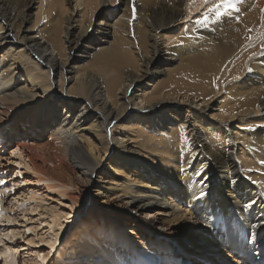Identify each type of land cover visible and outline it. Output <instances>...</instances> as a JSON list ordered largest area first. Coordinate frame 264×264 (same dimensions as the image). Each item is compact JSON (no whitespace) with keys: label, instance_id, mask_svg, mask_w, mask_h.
Here are the masks:
<instances>
[{"label":"bare ground","instance_id":"bare-ground-1","mask_svg":"<svg viewBox=\"0 0 264 264\" xmlns=\"http://www.w3.org/2000/svg\"><path fill=\"white\" fill-rule=\"evenodd\" d=\"M38 1L37 21L51 0ZM32 2L0 0V21L8 24L0 22V32L4 39L14 33L17 42L0 59V150L15 143L14 155L24 156L40 181L54 184L47 188L71 202L72 216L86 215L98 225L87 241L76 240L80 256L92 258L98 249L96 264H264L261 6L253 13L246 10L252 0H236L235 7L221 0H129L131 6L113 26L114 41L97 37L105 35L102 30L93 33L96 70L76 72L73 87L65 90L64 72L70 70L60 34L57 48L19 36L15 27ZM54 2L61 14L68 12L63 0ZM75 4L69 20L81 16L82 34L70 42L72 49L84 43L100 8L114 11L116 0ZM122 10L119 4L117 11ZM107 16L115 14L107 12L101 26ZM155 61L178 68H169L164 93L145 90L139 96L140 87H147L144 80L152 79L144 73ZM57 70L59 92L53 79ZM62 106L68 111L61 112ZM211 110L219 113L207 119ZM122 117L130 127L118 125ZM129 141L147 144L160 167L143 162V153L127 148ZM88 156L110 159L118 176L101 178L97 193L89 186L101 165L87 173L76 162ZM46 213L54 232L47 244L54 251L69 224L56 209ZM107 239L126 254L116 258L112 243L102 245ZM13 251L3 246L0 264H15Z\"/></svg>","mask_w":264,"mask_h":264},{"label":"rangeland","instance_id":"rangeland-1","mask_svg":"<svg viewBox=\"0 0 264 264\" xmlns=\"http://www.w3.org/2000/svg\"><path fill=\"white\" fill-rule=\"evenodd\" d=\"M63 1L64 9H66L68 12H66L64 15L61 14L58 9V4H55L54 0H51L50 3H47L43 6L41 19L39 17V21H37L39 1L33 0L32 5L29 8L22 10L21 19H18L15 22V27L19 31V36L27 35L29 38H33L35 41L42 43L43 45L48 42L57 47L55 39H58V36L56 35V33L60 34V41H62V43L64 44L65 53L67 54V65L69 64L67 69L70 70V72L68 73L64 72L67 81L65 84L66 90L73 87L75 80L72 81V79L76 76V72L80 71L81 73H93L96 70L95 66L97 65V63H95V56L97 55L99 48L91 44L92 39L96 37L93 35V33L102 30L103 34L105 35H97V37H105V39H109V42L114 41L111 36L113 34V26L115 23L119 24V22L124 17V13H126L127 7L131 5L129 0H116L115 10L112 8L114 11L105 7L100 8L99 13L96 14L95 18L92 21V31H90L88 36L83 39L84 43L77 49H72V45L70 44V42L77 36H80V33L82 34V31H80L79 28V20L81 16L79 17L77 15L74 16L72 20H69L70 12L73 9L72 7L76 5V0H70L69 4H67L66 0ZM188 3L189 1L185 2V4L181 6L186 7L188 6ZM259 3V0H252V6H250L246 10L257 13L258 11L253 9V7L261 6L260 10L263 13L264 6H262V3L259 5ZM50 4L52 6V9H48V6H50ZM119 4L122 6V11H117V6ZM53 8L55 9L54 11ZM107 12H111L112 14H115V16H107V24L104 23L101 26L104 17L107 15ZM185 13L186 10L184 8L183 14L180 16L176 24V33H178L180 26L184 23ZM247 13L250 14V12ZM0 22L4 27H8L7 22ZM12 35H14V33L11 34L8 39H4V33L0 32V59L4 56V53L7 52L10 47H12L13 44L15 45V43H17L16 39ZM108 46L109 45H107V47ZM180 53H184V51L179 52V54ZM187 58L188 56L184 55L181 61L184 62ZM154 66L155 67L150 71L145 73L143 72L144 75L152 74V79L147 78L144 80L145 83H147V87L145 88V85H142L140 87L141 91L138 92L137 95L140 96L145 90L149 93H164L165 90L168 89L169 85V68H178V65L168 67L166 64L160 63L158 61H155ZM44 69L46 70V67H44ZM54 74L55 76L53 79L56 82L54 89L56 92H59V70H57ZM17 86H19V83L17 84ZM133 86L134 88L137 87L138 83H135ZM212 105L215 104L212 103ZM68 109L69 108L64 109V107L62 106L59 110L63 112L68 111ZM218 113V110H211V112H209V115L207 116V119H211L212 117L217 116ZM61 115L62 114L57 113L58 118ZM91 115H93V113H91ZM127 122L128 121L124 120V117H122L118 125L123 127H130L127 126ZM119 134L120 133H117V136ZM120 138L122 139L123 137H121L120 135ZM134 141H129L127 143V148L131 149V147L134 146V154H136V152H138V154H144L145 157L143 162L147 160L151 165H155V167L157 168L160 167L158 161L155 160L151 155H149V152H147V144L145 145L140 142L135 143ZM15 145V143H11V146L5 152L3 150H0V249L3 248V246H10L14 248L15 251L10 253L9 255H12V257L14 256L13 259L14 262H16L15 264H42V258L46 255H48V258L45 264L99 263L100 261H98L97 256H95L96 254H98V249L93 250L92 258H83L80 256L78 249L75 248L76 240L84 237L83 239H86L87 241L89 238L88 235H91L94 232L98 231V228L96 227L98 225L94 224L91 219H87L86 215L83 217L72 216L73 214L71 213L73 212L71 210V202L67 198L61 197V195L59 194V190L47 188L53 186L54 184L40 181L42 178L40 177V175L33 172L34 170L27 163V160L24 156L20 157L19 155H14V153H17ZM120 151L122 152L123 150ZM88 157L89 160L81 157L79 158L80 161H78V159L76 162L78 163L77 165L81 167V170L87 173H90L95 165H101L94 174L93 183L89 186V188L91 186L93 187V193H97V184H99L98 182L99 180H101V178L104 179L106 177L118 176L114 175L113 170H111L108 165V163H112L110 159L104 160L102 162L101 159L93 161L90 156ZM82 178L84 179L86 178V176L84 177L82 175ZM85 183L86 182L84 180V184ZM30 197L36 198L30 199ZM99 198H101V196L93 200L95 204L100 203ZM46 208L47 210L50 208L56 209L58 213H60L64 217L61 219V222L64 225L67 224V222L69 224L68 230L61 239L62 244H59L54 251H52L50 249V246L48 245V241L52 239V235L54 232L50 227V225L52 226V220L50 218V214L46 213ZM100 213H103V211H100ZM133 215L137 217V215ZM107 219L110 220L109 218ZM29 229H31V231H29ZM135 242H137V240H135ZM90 243L91 242L88 241L89 245ZM92 243H94L93 240ZM110 243H112L110 239L105 240V242L102 241V245L104 246H108L110 245ZM93 245L96 246V243H94ZM111 246L112 247H109L110 250H118V252H116V258H118L119 254L121 256H124L126 254L127 249L121 248L119 244H116L114 246V244L112 243Z\"/></svg>","mask_w":264,"mask_h":264},{"label":"snow or ice","instance_id":"snow-or-ice-1","mask_svg":"<svg viewBox=\"0 0 264 264\" xmlns=\"http://www.w3.org/2000/svg\"><path fill=\"white\" fill-rule=\"evenodd\" d=\"M204 2L207 3V0H204ZM221 3H223L226 7L236 6V0H221ZM29 231H31V229H29Z\"/></svg>","mask_w":264,"mask_h":264}]
</instances>
